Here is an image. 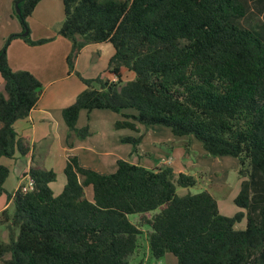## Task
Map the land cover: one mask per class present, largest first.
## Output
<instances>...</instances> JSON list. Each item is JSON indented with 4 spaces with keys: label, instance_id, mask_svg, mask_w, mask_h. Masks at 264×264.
I'll return each instance as SVG.
<instances>
[{
    "label": "trees",
    "instance_id": "obj_1",
    "mask_svg": "<svg viewBox=\"0 0 264 264\" xmlns=\"http://www.w3.org/2000/svg\"><path fill=\"white\" fill-rule=\"evenodd\" d=\"M41 1L16 0L27 35H12L0 51V160L32 151L14 126L29 117L43 87L31 72L10 67L7 50L16 39L30 46L53 40L31 39L28 20ZM61 1L65 19L58 35L72 42L69 74L86 87L62 112L68 147L92 135L88 126L77 128L82 110L121 113L117 130L161 126L175 137L193 136L207 156L238 159L242 183L235 203L245 213L222 215L208 191L178 195V188H193L198 180L176 175L170 166L149 169L119 160L115 173L102 174L71 156L66 185L55 196L50 185L57 174L37 166L24 175L34 189L25 190L24 180L10 194V169L0 162V198L13 204L0 214V226L9 230L0 259L8 254L5 264H129L147 228L157 261L172 255L176 264H264V21L254 22L252 11L264 8V0ZM102 43L115 50L106 78L82 77L75 70L78 56L87 45ZM124 71L134 79L123 81ZM141 140L122 141L136 151ZM244 218L245 229H236Z\"/></svg>",
    "mask_w": 264,
    "mask_h": 264
},
{
    "label": "crops",
    "instance_id": "obj_2",
    "mask_svg": "<svg viewBox=\"0 0 264 264\" xmlns=\"http://www.w3.org/2000/svg\"><path fill=\"white\" fill-rule=\"evenodd\" d=\"M57 1H41L30 17L37 15L43 20L42 26L31 27V39L35 41L42 39L53 40L41 46H30L22 39H16L11 43L7 51L10 67L14 71L24 70L31 72L41 82L43 87L40 100L31 111L29 117L16 122L14 126L18 136L29 142L32 151L26 157L16 155L14 159L3 158L0 160L3 165L10 169V176L6 181L5 187L12 194L18 190L24 179L29 177H24V175L28 174L30 168L36 165L34 158L37 146H39V152L43 154L42 159L44 161L43 165L39 163L37 165L42 169L55 171L57 179H61L59 185L56 186L58 180L50 185L55 196H58L66 185L64 169L68 158L71 156L78 157L82 167L96 170L102 174L115 173L118 161H126L122 151L128 152V149L124 146L122 140L128 138L130 134H120V137L119 135L112 136L110 140L99 134L100 137L97 140H92L93 137L87 139L79 138L74 141L73 147L70 148L67 145L69 131L63 120L62 112L76 101L86 87L75 73L68 74V64L66 62L72 44L68 39L58 35L63 19L60 18L57 10L59 9ZM15 3L16 0H0V25H3V28L0 29V51L11 34L20 35L22 31L20 24L12 20V9ZM114 52L115 50L110 43L89 44L78 56L75 70L86 79H95L102 74L106 78L108 63ZM86 70H90V73ZM134 77L135 74L133 72L124 71L122 80L128 81L134 79ZM3 84L0 80V88H2L0 93L4 92ZM95 111L100 110L89 112V121L92 120V116L96 113H104L110 122L111 120L113 123L118 121L117 115L108 114L112 113L109 110L104 112ZM85 115V112L81 111L77 128L81 129L86 126L85 120L84 122L82 120V117L85 119ZM113 123H108V125L111 126ZM91 128L95 132L98 131V127L92 122ZM45 140L49 141V145L45 143ZM141 157L139 155L138 163L133 161L131 164L143 166ZM174 163L176 164V162ZM157 167L159 166L157 165L155 168ZM170 167L174 168L176 172L175 167ZM210 172L209 170V175ZM13 175L15 177V183L13 184L12 182L14 189L8 190V185ZM12 205V201L5 203L1 197L0 214L7 208L12 207ZM165 259H169L171 264H176V259L172 255L166 256Z\"/></svg>",
    "mask_w": 264,
    "mask_h": 264
},
{
    "label": "rangeland",
    "instance_id": "obj_3",
    "mask_svg": "<svg viewBox=\"0 0 264 264\" xmlns=\"http://www.w3.org/2000/svg\"><path fill=\"white\" fill-rule=\"evenodd\" d=\"M48 2H53V1H48ZM57 2L59 3V9L57 10L59 12L60 18H62L63 19L62 21L64 22L65 13H64L63 2L61 0H58ZM259 9H262V13L258 12ZM252 11L257 14L254 22L257 21V18L264 21L263 5L253 6ZM16 12L18 13L17 3L13 5L12 20L20 24ZM28 23L29 26L31 25L30 29L32 30L31 27L42 26L43 20L41 19V17H37L36 15L35 17L30 18V20H28ZM2 28L3 25H0V29ZM23 34L25 33H23V29H22L20 35ZM11 36L12 34L8 37V39ZM8 39L6 40V42L8 41ZM68 71H69V67H68ZM86 71L90 73V70H86ZM0 80L2 81V83H4L1 75H0ZM0 90H2V88H0ZM82 111H84L86 114L85 119L82 117L83 122L85 120L86 123V126L84 127L88 126L92 132V135L87 138L93 137L92 140H97L100 137V135H102L110 140L112 136L119 135L120 137V134H125V135L130 134L131 136L129 135V137H135V138L142 136L141 143L138 145L136 151H134L133 144L123 143L124 146H126V148L128 149V152L122 151L127 162L132 163L134 161L135 163H138V157L140 155L142 156L141 163L145 167L155 168L157 165L161 167V165L163 164V166L175 167L176 175L179 174L180 172H183L185 174L195 176L198 180L197 185L190 189L178 188L177 189L178 195L181 196L187 193L198 194L203 191H208L217 199L219 205V211L222 215L228 217H234L236 214L242 212L245 213V210L239 208L235 203V199L238 197L240 193L241 183H242V180L240 179L239 176L240 165L237 158L209 157L204 151L201 142L196 140L193 136L175 137L172 134L171 130L165 127L156 126L147 130L144 126H138L140 129L139 132L132 131L130 129L117 130L114 128V125L118 121H121L124 118L121 113L118 114L109 110L112 113H108V114H114L113 116L115 115L118 116V121L113 123L112 120L111 122L110 120H108V118L104 115V113H96L95 115L92 116V120L89 121L88 118L89 112L86 110H82ZM104 111L106 110H100L95 112H104ZM123 113L132 115L135 113V111L126 110ZM91 122L98 127L97 132L92 130ZM108 123L109 124L113 123V125L110 126L108 125ZM45 143L49 145L48 140H45ZM42 157L43 154L39 152V146H37V150L35 152V158H34V161L36 163L35 166H38L37 165L38 163L43 165L44 161ZM174 162H176V164ZM209 170L211 171L210 175L208 173ZM57 180H56L57 181L56 186L60 184L61 179H57ZM12 182L13 184L15 183L14 175L10 179L8 190L14 189ZM91 194H92L91 190L88 189L87 196L89 198H91ZM2 198L4 202L7 203V197L3 196ZM131 219L132 221L137 222L138 217L135 216L132 217ZM245 226H246V219L244 218L240 223H237L235 227L238 230H242L245 229ZM148 236H149L148 229L143 228V234L140 237V247L135 252V254L129 259V264H171L169 259L163 258L157 261L151 257L147 245ZM7 243H9V230L5 226H0V245ZM9 258L10 255L8 254L5 255L2 259H0V264H5L4 263L5 260Z\"/></svg>",
    "mask_w": 264,
    "mask_h": 264
},
{
    "label": "built area",
    "instance_id": "obj_4",
    "mask_svg": "<svg viewBox=\"0 0 264 264\" xmlns=\"http://www.w3.org/2000/svg\"><path fill=\"white\" fill-rule=\"evenodd\" d=\"M26 186L24 187L25 190H33L34 189V180L31 177L25 178Z\"/></svg>",
    "mask_w": 264,
    "mask_h": 264
},
{
    "label": "water",
    "instance_id": "obj_5",
    "mask_svg": "<svg viewBox=\"0 0 264 264\" xmlns=\"http://www.w3.org/2000/svg\"><path fill=\"white\" fill-rule=\"evenodd\" d=\"M20 11L18 10V13H19ZM27 35V33H25V34H23V36H26Z\"/></svg>",
    "mask_w": 264,
    "mask_h": 264
}]
</instances>
